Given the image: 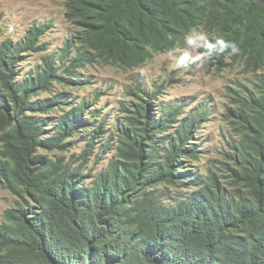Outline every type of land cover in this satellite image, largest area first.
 <instances>
[{
    "label": "trees",
    "instance_id": "1",
    "mask_svg": "<svg viewBox=\"0 0 264 264\" xmlns=\"http://www.w3.org/2000/svg\"><path fill=\"white\" fill-rule=\"evenodd\" d=\"M62 1L77 36L60 59L45 57L43 72L22 79L20 66L28 54L47 50L40 45L44 26L0 45V187L16 197L0 224V264H264V0ZM201 29L204 57L219 69L239 58L256 75L237 118L241 144L228 169L244 192L221 190L213 179L187 196L160 192L163 185L198 186L183 162L200 160L192 141L207 115L182 117L181 106L156 113V95L145 100L150 93L141 90L123 111L131 115L119 135L120 161L108 171L93 177L39 155L67 151L68 140L89 124L83 102L57 119L55 134L48 129L45 116L74 100L39 99L55 81L69 82L58 62L69 61L64 73L81 85L87 81L77 71L88 65L137 69L187 46ZM218 40L240 52L219 51ZM90 152L82 155L85 163Z\"/></svg>",
    "mask_w": 264,
    "mask_h": 264
},
{
    "label": "rangeland",
    "instance_id": "2",
    "mask_svg": "<svg viewBox=\"0 0 264 264\" xmlns=\"http://www.w3.org/2000/svg\"><path fill=\"white\" fill-rule=\"evenodd\" d=\"M62 0H0V45L12 40L21 41L33 27L44 26L45 34L40 45L47 50L28 54L20 66L21 78H28L36 72H43L44 59L54 54L57 59L68 42L77 36V27L66 17ZM200 37H203L201 39ZM205 31L193 33L187 46L173 52L155 55L144 66L137 69H122L94 63L85 71H77L79 79L85 84H75L74 79L64 73L65 65L58 62L59 75L69 82L57 80L50 92L40 95L46 99L56 94H65L73 102L63 106V112L54 111L45 116L51 121L48 128L56 133L54 125L62 115L73 106L87 103V113L83 119L89 124L70 140V148L65 151H39L54 161L63 159L64 164L81 168L93 177L108 171L112 161L119 162L120 131L126 127V107H132L133 93L144 91L156 95L151 105L153 111L160 112L165 107L181 106L183 116L206 111L207 120L196 130L194 141L201 158L198 162L184 160L185 174L196 181L197 187H174L163 185L159 191L168 197L187 196L203 186L212 184V179L221 190L232 192L241 190L229 178L228 169L235 166V150L241 144V128L238 115L243 108L242 102L254 89L256 75L245 67L239 58L230 57L222 69L210 62L200 52L201 42L206 38ZM75 45V44H73ZM78 51L72 48L70 59ZM187 56V58H185ZM157 87L160 88L159 92ZM154 92H157L155 94ZM246 103V102H244ZM93 143V148L90 146ZM91 152L85 163L82 157L85 150ZM16 197L0 187V224L4 214L14 207Z\"/></svg>",
    "mask_w": 264,
    "mask_h": 264
},
{
    "label": "clouds",
    "instance_id": "3",
    "mask_svg": "<svg viewBox=\"0 0 264 264\" xmlns=\"http://www.w3.org/2000/svg\"><path fill=\"white\" fill-rule=\"evenodd\" d=\"M205 34L207 36L206 32H205ZM200 38L203 39V37H200ZM217 45H218L219 51H223L224 49H231V54H233V55L238 54L240 52V48L234 42H226V41L218 40ZM212 47L216 48V46H212ZM217 54L219 55V52ZM185 58H187V56H185Z\"/></svg>",
    "mask_w": 264,
    "mask_h": 264
}]
</instances>
